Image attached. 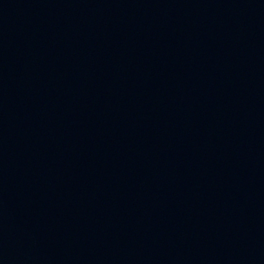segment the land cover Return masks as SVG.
I'll return each instance as SVG.
<instances>
[{"label": "water", "instance_id": "obj_1", "mask_svg": "<svg viewBox=\"0 0 264 264\" xmlns=\"http://www.w3.org/2000/svg\"><path fill=\"white\" fill-rule=\"evenodd\" d=\"M0 264H264V0H0Z\"/></svg>", "mask_w": 264, "mask_h": 264}]
</instances>
